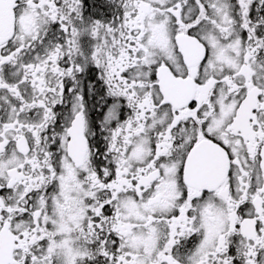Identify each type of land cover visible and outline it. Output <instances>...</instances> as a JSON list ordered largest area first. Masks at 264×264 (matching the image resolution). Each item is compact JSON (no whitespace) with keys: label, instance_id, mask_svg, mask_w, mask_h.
Returning <instances> with one entry per match:
<instances>
[{"label":"snow or ice","instance_id":"snow-or-ice-1","mask_svg":"<svg viewBox=\"0 0 264 264\" xmlns=\"http://www.w3.org/2000/svg\"><path fill=\"white\" fill-rule=\"evenodd\" d=\"M0 264H264V0H0Z\"/></svg>","mask_w":264,"mask_h":264}]
</instances>
